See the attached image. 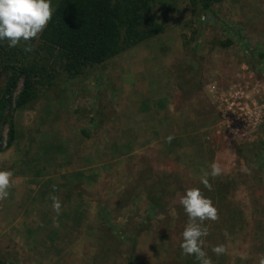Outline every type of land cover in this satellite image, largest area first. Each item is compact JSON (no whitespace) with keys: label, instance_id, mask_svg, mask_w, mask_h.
<instances>
[{"label":"rangeland","instance_id":"obj_1","mask_svg":"<svg viewBox=\"0 0 264 264\" xmlns=\"http://www.w3.org/2000/svg\"><path fill=\"white\" fill-rule=\"evenodd\" d=\"M152 14L161 34L75 77L50 61L57 86L10 111L11 148L0 126V264H199L180 247L194 187L217 210L201 225L211 264L264 261V121L245 116L264 100V0H156ZM40 36L21 44L35 58ZM11 76L0 67V95Z\"/></svg>","mask_w":264,"mask_h":264},{"label":"trees","instance_id":"obj_2","mask_svg":"<svg viewBox=\"0 0 264 264\" xmlns=\"http://www.w3.org/2000/svg\"><path fill=\"white\" fill-rule=\"evenodd\" d=\"M155 1L60 0L40 36L45 58L42 53L38 58L33 57L32 51L24 50V45L9 48L7 41L0 43V67L12 74L0 95V126L9 125L8 148L17 136L10 111L24 109L37 97L39 87L57 86L55 80L60 72H50L46 65L58 59L62 63L60 74L70 79L87 66L103 64L156 37L163 27L152 14ZM29 47L32 50V44ZM21 79L23 86L15 97ZM100 219L107 230L117 233L106 212L100 214ZM3 264L9 263L3 261Z\"/></svg>","mask_w":264,"mask_h":264},{"label":"clouds","instance_id":"obj_3","mask_svg":"<svg viewBox=\"0 0 264 264\" xmlns=\"http://www.w3.org/2000/svg\"><path fill=\"white\" fill-rule=\"evenodd\" d=\"M51 3L52 0H0V43L7 41V46L14 48L22 43L27 45L28 41L38 38L55 11ZM24 50L31 51V48L26 46ZM210 169L208 174L213 177L221 173L216 163H212ZM11 177V171L0 170V200L9 196ZM200 182L210 187L206 178L202 177ZM179 203L188 217V223L182 232V253L194 255L199 264H211L202 249V238L207 235V231L201 225L205 220L217 219L216 208L212 201L195 187L186 189ZM212 251L219 255L224 252V247L219 245ZM261 264H264V261H261Z\"/></svg>","mask_w":264,"mask_h":264},{"label":"built area","instance_id":"obj_4","mask_svg":"<svg viewBox=\"0 0 264 264\" xmlns=\"http://www.w3.org/2000/svg\"><path fill=\"white\" fill-rule=\"evenodd\" d=\"M245 116L249 118V121L246 119H243V121H247V123L251 124L253 128L258 127L264 121V100L260 107L254 105L253 110L247 111Z\"/></svg>","mask_w":264,"mask_h":264}]
</instances>
